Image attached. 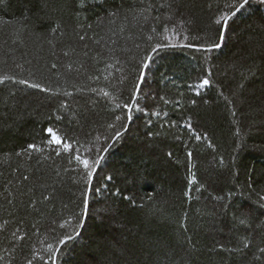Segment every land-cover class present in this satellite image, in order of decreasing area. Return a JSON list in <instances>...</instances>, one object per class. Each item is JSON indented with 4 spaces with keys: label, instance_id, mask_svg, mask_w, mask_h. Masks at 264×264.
<instances>
[{
    "label": "trees",
    "instance_id": "trees-1",
    "mask_svg": "<svg viewBox=\"0 0 264 264\" xmlns=\"http://www.w3.org/2000/svg\"><path fill=\"white\" fill-rule=\"evenodd\" d=\"M239 2L0 0V264H52L49 245L56 264H264V4L206 50ZM48 128L104 157L86 217L84 170Z\"/></svg>",
    "mask_w": 264,
    "mask_h": 264
},
{
    "label": "snow or ice",
    "instance_id": "snow-or-ice-1",
    "mask_svg": "<svg viewBox=\"0 0 264 264\" xmlns=\"http://www.w3.org/2000/svg\"><path fill=\"white\" fill-rule=\"evenodd\" d=\"M81 2L83 3V0H81ZM250 3H251V0H240L238 5H228L227 7H229L230 10L224 11L219 16H217L214 23L221 27L219 39L217 42L209 43L207 46V49H206L207 51L219 49L223 46L224 31L227 30L229 21L232 20L233 18H235L237 16V14L240 13L242 10H244L246 8V6L250 5ZM260 3L264 4V0H260ZM232 7L235 8L234 11L231 10ZM111 15L115 16L116 13H112ZM56 27L59 28V25H57ZM89 27H91V25H89ZM52 31H56V28L52 29ZM168 31H169V29L165 28V32H168ZM173 32H174V30H173ZM185 38H187V37H185ZM81 39H83V37H81ZM193 39H200V38L199 37H193ZM187 46L190 48L191 47H197L199 50V46H197V45L189 44ZM162 47H167V45H159L158 44V45H156V47H154L152 49V51L155 52L157 50V48H162ZM147 61H148V63L142 62V64H141V72H140V75L138 77V84L132 93L131 103H126V104L122 105L123 108L129 110L127 113V118L129 120H131V118H132V108H136L137 110L142 111V109H140V106L137 102L138 95L140 94L139 82H142L145 80V77H146L145 70L150 69L152 57L151 56L147 57ZM52 67L55 68L56 65L53 64ZM68 67L70 68L71 65H68ZM210 74H211V69L209 68L206 70L205 76L202 78L200 83L198 85H193V87H195L197 89V94H199V89H202V88H205L206 86L211 85L212 81L208 78L210 76ZM9 79H14V78L8 77V76L0 77V83H4L5 81H7ZM19 83L27 85V84H29V81L28 80H20ZM31 87L36 88V89H41L43 91H50V89L42 88L41 84H39V83H33V84H31ZM104 95L108 96L109 93L106 92V93H104ZM113 99H115V98H113ZM193 103H195V101H193ZM117 107H121V105H117ZM116 119L120 120L121 117L117 116ZM110 127H113V125H110ZM47 132L51 136V138L46 141L47 145L51 146V145L55 144L59 149H62L64 153L69 154L70 159L74 158L76 160V162L79 165H81L83 170H84V177H83L84 187L82 188V190L79 193V198L81 201L80 216L86 217L89 214L90 205L94 203L95 196L101 191V189L99 187H97L95 189L93 188V178L96 175L97 170L100 168L101 162L103 161L104 157L100 156L99 154H94L91 151L88 153L87 156H81L79 154V141H77V145L74 146L73 143L71 142V140H65L61 136L57 135L56 132H54L52 128H48ZM115 135L117 137H119L121 135V133L116 132ZM199 138L200 137L198 136L197 139H199ZM28 148L34 149V150H39V149H37V146L35 144H29ZM103 151H107V148L103 149ZM56 154L60 155V152L57 151ZM188 155L191 156V152H189ZM221 160H222V158H221ZM107 179L111 180L112 177L109 176V177H107ZM218 199H223V198L218 197ZM73 219H75V217ZM65 223L67 224L68 222H65ZM240 223L244 224V223H246V221L244 219H241ZM62 227H63V225H62ZM76 236H79V231H77L76 229H73L72 234H65L58 241V243H59V245L66 247L68 242L75 239ZM243 239H244L243 247L244 248L249 247V245L251 243L250 236L245 237ZM48 247L50 250L48 259L50 261H52V264H56L57 255L61 253V248L60 247L53 248L52 245H49ZM221 247H223V245H221ZM259 252H260L261 256L264 257V247H260ZM28 264H31V261H29Z\"/></svg>",
    "mask_w": 264,
    "mask_h": 264
}]
</instances>
